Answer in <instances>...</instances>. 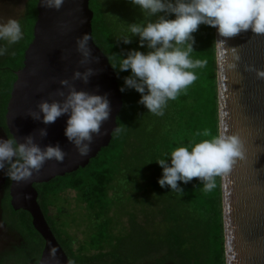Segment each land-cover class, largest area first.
<instances>
[{
	"label": "trees",
	"instance_id": "obj_1",
	"mask_svg": "<svg viewBox=\"0 0 264 264\" xmlns=\"http://www.w3.org/2000/svg\"><path fill=\"white\" fill-rule=\"evenodd\" d=\"M38 0H27L19 23L23 38L8 44L0 40V117L10 99L15 72L23 67L25 51L33 40ZM94 12V42L115 66L119 86L131 71L118 72L124 55L141 48L139 37L124 44L118 39L130 36L129 24L154 21L142 14L130 0H90ZM169 19H175L170 15ZM192 60H207L202 68L189 69L197 79L169 100L163 116H156L138 103L134 89L122 92L124 106L117 118L122 129L113 134L110 145L85 168L35 184L38 203L48 221L51 207L65 203L63 193L77 191L80 211L89 215H58L52 230L71 264H226L222 176L215 188L204 191L198 179L184 184L183 194L162 188L158 180L163 169L155 162L170 158L176 147L211 139L219 133L216 28L200 25ZM209 136H205V132ZM8 181H11L8 179ZM155 194V196H154ZM5 215L17 219V228L28 235L30 256L37 259L44 246L34 229L30 214L14 211L10 199L3 203Z\"/></svg>",
	"mask_w": 264,
	"mask_h": 264
},
{
	"label": "water",
	"instance_id": "obj_2",
	"mask_svg": "<svg viewBox=\"0 0 264 264\" xmlns=\"http://www.w3.org/2000/svg\"><path fill=\"white\" fill-rule=\"evenodd\" d=\"M41 3L42 0H38L33 40L25 51L23 67L15 72L16 80L6 108V127L19 142H24V137L32 134L42 148L59 143L67 155L63 163L47 161L30 181L18 183L11 180L10 204L14 211L23 210L30 214L34 229L45 241L38 264H71L38 203L35 184L51 182L89 165L102 149L110 145L124 101L117 73L94 39L89 41L93 62L86 66L79 64L82 57L76 50V39L85 33L93 36L94 12L90 0H65L58 11L45 8ZM219 40L226 41L225 45L216 46L219 132L227 130L229 134H239L246 148V158L222 176L226 264H264V80L257 79L255 72L245 71L246 65L264 69V35L249 30L225 38L216 29V41ZM232 48L236 49L239 60L234 58ZM229 64L237 67L229 68ZM87 67L97 72L90 77L88 84L82 80L74 81L77 90L107 94L111 114L101 127V135L94 134L89 154L81 156L64 135L67 116L45 125L33 120L28 112L39 111L37 105L43 100H61L54 95L62 89L60 81L71 80L75 71L83 72ZM62 90L67 92V89ZM41 128L47 129L46 138L40 137ZM5 180L0 171V227H4L2 185ZM52 249L56 250L54 259L50 255Z\"/></svg>",
	"mask_w": 264,
	"mask_h": 264
},
{
	"label": "clouds",
	"instance_id": "obj_3",
	"mask_svg": "<svg viewBox=\"0 0 264 264\" xmlns=\"http://www.w3.org/2000/svg\"><path fill=\"white\" fill-rule=\"evenodd\" d=\"M64 3L65 0H42L41 4L58 11ZM130 3L138 6L145 16L156 19L148 20L146 24L142 21L129 24L131 35L118 39L130 44L132 37L138 36L140 47L147 46L149 49L147 53L130 50L126 58L119 55L122 59L118 72L131 71V75L124 77V86L120 91L134 89L140 93L138 103L156 116H163L168 101L175 100L182 90L195 82L197 76L189 69L202 68L207 64V60L190 58L195 44L193 33L198 31L200 25L216 28L219 35L225 38H233L249 30L256 35H264V0H130ZM173 14L175 19H169ZM22 38L18 20L8 18L0 23V40L15 44ZM90 40H93V36L89 33L76 39V50L82 57L79 61L81 66L93 62ZM225 44V40L214 43L218 47ZM6 52V48H0V55ZM232 52L234 58L239 60L235 48H232ZM95 62H99L98 57ZM112 67L116 69L113 64ZM228 67L234 69L237 65L229 64ZM245 71L255 72L257 79L264 80V69L246 65ZM96 72L91 67L83 72L75 71L71 80L60 81L62 89H67V92L58 89L54 93L61 100H43L37 105L39 111L28 112L33 120L45 125L67 116L64 135L81 156L89 154L94 134L101 135V127L111 114L107 94L77 90L74 84L77 80L88 84ZM120 131L122 129L116 127L112 133ZM39 135L46 138L47 129H39ZM204 135L209 136L210 133L206 131ZM66 155L59 143L42 148L32 134L24 137V142H19L16 137L0 138V171L18 183L30 181L34 174L40 173L47 161L63 163ZM245 158V143L240 135L224 130L211 139L193 143L191 150L179 146L171 151L170 158L155 161L163 169L158 183L162 188L170 187L172 192L183 194L179 182L187 184L198 179L204 191H211L216 186L215 177L227 175L238 161ZM55 251L52 249L50 253L53 259Z\"/></svg>",
	"mask_w": 264,
	"mask_h": 264
},
{
	"label": "flooded vegetation",
	"instance_id": "obj_4",
	"mask_svg": "<svg viewBox=\"0 0 264 264\" xmlns=\"http://www.w3.org/2000/svg\"><path fill=\"white\" fill-rule=\"evenodd\" d=\"M6 111L4 114L5 125L3 124L0 117V138L3 139L12 137L6 127V119H5ZM2 173L4 174V172ZM5 178H6L5 183H3L2 185V188L4 190V197L2 200V208H3L2 218L4 222V227H0V264H38L44 246L42 248L40 256L34 260L33 255L30 256L31 243L28 239V235L21 232L17 228L18 225L16 221L17 219L13 220L11 215H5L3 203L8 199H10L11 202V198L9 195V187L11 181H8V178L6 176ZM62 196L63 198L66 199L64 205L61 206L62 212H59L57 207H51L50 211L47 213V215L51 217V221H48L46 219L51 230L53 228V225L59 223L60 221V217H58V215H89L87 212L80 211V204L78 203L77 191L63 193ZM44 245H45V241H44Z\"/></svg>",
	"mask_w": 264,
	"mask_h": 264
},
{
	"label": "rangeland",
	"instance_id": "obj_5",
	"mask_svg": "<svg viewBox=\"0 0 264 264\" xmlns=\"http://www.w3.org/2000/svg\"><path fill=\"white\" fill-rule=\"evenodd\" d=\"M27 0H0V23H4L8 18L18 21L23 17Z\"/></svg>",
	"mask_w": 264,
	"mask_h": 264
}]
</instances>
